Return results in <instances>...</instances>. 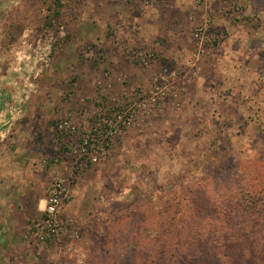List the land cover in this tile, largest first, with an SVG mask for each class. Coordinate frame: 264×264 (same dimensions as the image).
Instances as JSON below:
<instances>
[{"label": "rangeland", "instance_id": "374dc122", "mask_svg": "<svg viewBox=\"0 0 264 264\" xmlns=\"http://www.w3.org/2000/svg\"><path fill=\"white\" fill-rule=\"evenodd\" d=\"M135 92L156 101L79 168L57 121ZM24 150L72 196L9 264H264V0H0V168Z\"/></svg>", "mask_w": 264, "mask_h": 264}, {"label": "built area", "instance_id": "2783aa9c", "mask_svg": "<svg viewBox=\"0 0 264 264\" xmlns=\"http://www.w3.org/2000/svg\"><path fill=\"white\" fill-rule=\"evenodd\" d=\"M202 32L200 27L194 36L202 38ZM144 64L147 62L144 61ZM162 80L166 81V77ZM132 95L133 99L126 104H115L98 113L92 119L91 128L86 132L79 131L66 119L57 121V129L68 135L67 153L75 159L79 168L87 163L99 164L104 160L114 140L137 124L139 114L149 105V100L156 101L153 95L148 101L140 100L142 94L137 92ZM174 97H176L175 94ZM48 163L47 160H43L44 166ZM71 196L66 174L54 172L45 190V206L38 216L31 218L28 229L22 235L23 241L31 246H42L54 242L63 227V221L60 218L62 210L71 200Z\"/></svg>", "mask_w": 264, "mask_h": 264}, {"label": "crops", "instance_id": "0c3cea01", "mask_svg": "<svg viewBox=\"0 0 264 264\" xmlns=\"http://www.w3.org/2000/svg\"><path fill=\"white\" fill-rule=\"evenodd\" d=\"M27 150L13 155L14 169L6 170L4 165L0 168V264H9L10 261L14 263L32 255V247L21 240V235L27 229L31 216L38 215L45 206L44 181L41 180L44 176L37 175L35 178L26 169L29 166L27 159L32 152ZM4 156L7 160L11 159L8 155ZM2 158L4 157L0 155V159ZM55 169L50 167L45 177L47 183L51 175L57 172ZM78 189L83 190L82 186L76 185L72 189L73 194ZM89 189V186L85 187L84 197L90 194ZM69 205L73 203L70 202Z\"/></svg>", "mask_w": 264, "mask_h": 264}, {"label": "trees", "instance_id": "16d2710c", "mask_svg": "<svg viewBox=\"0 0 264 264\" xmlns=\"http://www.w3.org/2000/svg\"><path fill=\"white\" fill-rule=\"evenodd\" d=\"M55 1H59V0H55ZM67 146H68V145H67V141H64L63 144L61 145V149H63V148H64V149H67ZM89 164H90V163H89ZM185 257H187V256H185Z\"/></svg>", "mask_w": 264, "mask_h": 264}]
</instances>
